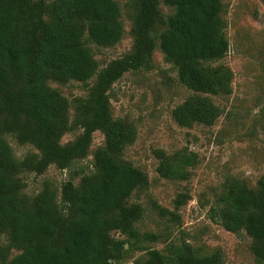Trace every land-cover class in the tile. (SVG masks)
Segmentation results:
<instances>
[{"label":"trees","instance_id":"16d2710c","mask_svg":"<svg viewBox=\"0 0 264 264\" xmlns=\"http://www.w3.org/2000/svg\"><path fill=\"white\" fill-rule=\"evenodd\" d=\"M161 2L173 7L165 18ZM131 5L132 48L99 70L86 42L105 47L122 38L117 0H0V235H7L0 244V264H120L135 252L142 256L132 264H223L219 251L200 254L186 242L167 252L149 246L159 236L139 230L143 208L128 203L148 177L123 159L136 131L130 122L113 117L109 93L125 72L150 69L156 47L187 88L229 92L230 68L205 65L229 49L224 0H131ZM159 25L165 27L158 31ZM91 78L86 95L71 100L48 83ZM220 113L206 96L194 95L174 108L173 117L182 126L211 125ZM75 130L81 132L61 143L66 132ZM97 130L104 144L94 152L93 169H72L89 153ZM6 134L38 152L17 158ZM193 156L163 155L157 172L187 179ZM52 164L74 174L60 189L44 183L37 194L24 193L23 175L42 174ZM215 194L211 218L232 233L245 231L255 259L264 263V174L255 188L226 180ZM189 198L188 192L178 193L175 209ZM156 208L174 221L180 217ZM115 231L124 237L114 236ZM13 250L18 253L11 256Z\"/></svg>","mask_w":264,"mask_h":264},{"label":"rangeland","instance_id":"374dc122","mask_svg":"<svg viewBox=\"0 0 264 264\" xmlns=\"http://www.w3.org/2000/svg\"><path fill=\"white\" fill-rule=\"evenodd\" d=\"M51 1V0H48ZM124 26L122 38L112 46H98L86 42L99 70L110 60L128 53L133 44L131 34L133 8L131 0H117ZM164 18L173 7L162 2L159 5ZM223 17L229 49L224 57L205 63L209 67L224 65L230 68L232 78L230 91L218 94L197 93L178 80V72L156 47L152 54L150 69L125 72L110 90V106L113 117L130 122L135 128V137L124 152L123 159L146 172L148 184L135 189L128 203L140 204L143 214L137 226L142 232L158 234V239L148 243L163 252L182 242L192 245L200 254L219 251L223 264H264L255 259L251 251V237L227 231L213 220L209 210L214 205L215 193L226 180H238L255 188L264 174V1L224 0ZM165 25L157 26L158 31ZM87 83L71 79L68 82L49 81L69 100L84 96ZM206 96L221 110L211 125L193 124L182 126L173 117L174 108L186 98ZM72 117L73 109H70ZM81 130L66 132L61 143L75 138ZM17 158L29 152H38L31 144H20L14 135L6 134ZM104 144L100 131L92 134L89 153L72 169H93L94 152ZM191 154L195 162L187 166V179H168L159 175L157 166L163 155ZM74 174L73 170L50 165L42 174L28 172L23 175V192L37 194L44 183L60 184ZM79 176L75 177L78 182ZM180 192H188L190 198L175 209L174 199ZM156 205L177 212L179 219L162 216ZM114 236L123 238L117 231ZM7 242V235H0V244ZM18 253L13 250L11 256ZM142 256L135 252L120 264H132Z\"/></svg>","mask_w":264,"mask_h":264}]
</instances>
